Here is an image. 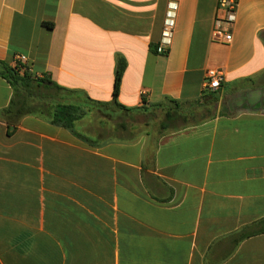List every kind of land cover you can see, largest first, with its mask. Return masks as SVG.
Wrapping results in <instances>:
<instances>
[{
    "label": "crops",
    "instance_id": "obj_1",
    "mask_svg": "<svg viewBox=\"0 0 264 264\" xmlns=\"http://www.w3.org/2000/svg\"><path fill=\"white\" fill-rule=\"evenodd\" d=\"M219 3L0 0V61L24 56L84 111L74 129L37 115L12 127L0 76V264H264V0H238L234 23ZM218 18L231 42L212 37ZM211 69L226 75L217 91ZM156 110L162 130L168 113H205L139 135Z\"/></svg>",
    "mask_w": 264,
    "mask_h": 264
},
{
    "label": "trees",
    "instance_id": "obj_2",
    "mask_svg": "<svg viewBox=\"0 0 264 264\" xmlns=\"http://www.w3.org/2000/svg\"><path fill=\"white\" fill-rule=\"evenodd\" d=\"M127 68L125 59L117 61L116 76L113 90L112 104L124 108L118 103L122 80ZM0 76L12 87L13 96L1 116L10 125L16 126L25 116L37 115L50 119L52 123L74 129L76 121L82 117L84 111L67 102L64 97L65 89L57 85L47 76L36 77L30 73L29 68L17 61L15 66L0 61ZM174 103V101H171ZM95 106H104L102 103H92ZM174 115L167 114V121L172 122ZM168 127L163 125V129ZM80 137L84 138L82 135ZM264 230V228H262Z\"/></svg>",
    "mask_w": 264,
    "mask_h": 264
},
{
    "label": "built area",
    "instance_id": "obj_3",
    "mask_svg": "<svg viewBox=\"0 0 264 264\" xmlns=\"http://www.w3.org/2000/svg\"><path fill=\"white\" fill-rule=\"evenodd\" d=\"M219 8L226 12V20L229 23H234L236 21L237 11H238V0H220ZM177 18V6L171 5V8L167 12L166 20L164 23V28L162 32V37L160 44L157 48L158 54H165L168 50V47L171 46L174 36V29L176 26ZM222 22L221 19H216L213 35L212 37L217 39H224L226 42H231L233 40L232 34H227L222 31ZM18 61L23 63L26 66V58L19 57ZM226 80V75L223 71L217 69H211L207 72L205 89L208 91H217L219 90Z\"/></svg>",
    "mask_w": 264,
    "mask_h": 264
},
{
    "label": "rangeland",
    "instance_id": "obj_4",
    "mask_svg": "<svg viewBox=\"0 0 264 264\" xmlns=\"http://www.w3.org/2000/svg\"><path fill=\"white\" fill-rule=\"evenodd\" d=\"M203 113L205 112H195L194 114L188 115L180 113V116H177L176 119L170 123V127L165 130H162L160 126L161 123L166 120L165 111L156 110L150 114H140L137 118V123L134 122L133 124H137L139 135H148L150 136V139L154 140L161 136L163 133H167L176 128H181L183 126H188L200 122L202 120L201 115H203Z\"/></svg>",
    "mask_w": 264,
    "mask_h": 264
}]
</instances>
